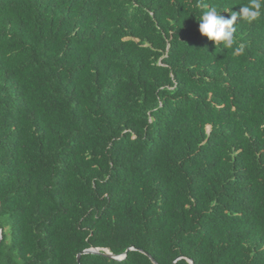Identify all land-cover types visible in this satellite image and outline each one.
Segmentation results:
<instances>
[{
  "label": "trees",
  "instance_id": "trees-1",
  "mask_svg": "<svg viewBox=\"0 0 264 264\" xmlns=\"http://www.w3.org/2000/svg\"><path fill=\"white\" fill-rule=\"evenodd\" d=\"M247 2L0 0V264H264V9L197 20Z\"/></svg>",
  "mask_w": 264,
  "mask_h": 264
},
{
  "label": "clouds",
  "instance_id": "clouds-1",
  "mask_svg": "<svg viewBox=\"0 0 264 264\" xmlns=\"http://www.w3.org/2000/svg\"><path fill=\"white\" fill-rule=\"evenodd\" d=\"M203 7L206 10L202 11L197 19L199 21V33L212 41L215 46L222 44L224 48H233L237 21L244 20L248 23L257 21L262 15L264 0H248L246 4L240 7L239 12L228 10L231 14L227 17L220 15L221 12L216 7H207V5H203ZM243 54V45L235 47L232 51L234 57Z\"/></svg>",
  "mask_w": 264,
  "mask_h": 264
},
{
  "label": "water",
  "instance_id": "water-1",
  "mask_svg": "<svg viewBox=\"0 0 264 264\" xmlns=\"http://www.w3.org/2000/svg\"><path fill=\"white\" fill-rule=\"evenodd\" d=\"M1 239H2V231L0 230V241H1ZM131 250H134V248L128 249V251H131ZM82 254H97V255H100L101 252H100V249H88V250H85V251L81 252L77 256V260H79V256L82 255ZM101 255H103V256H105L107 258H110V259H114V260L120 261V260H123L125 258L126 252L123 255H121V256H114V255L110 254L109 252L105 251V253L101 254ZM187 261H188L189 264H194L193 261L190 260V259H187ZM154 264H156V263H154Z\"/></svg>",
  "mask_w": 264,
  "mask_h": 264
}]
</instances>
